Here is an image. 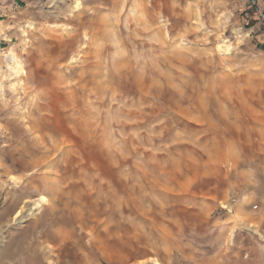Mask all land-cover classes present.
I'll return each instance as SVG.
<instances>
[{"label":"rangeland","instance_id":"obj_1","mask_svg":"<svg viewBox=\"0 0 264 264\" xmlns=\"http://www.w3.org/2000/svg\"><path fill=\"white\" fill-rule=\"evenodd\" d=\"M247 5L0 0V264H227L256 237Z\"/></svg>","mask_w":264,"mask_h":264},{"label":"crops","instance_id":"obj_2","mask_svg":"<svg viewBox=\"0 0 264 264\" xmlns=\"http://www.w3.org/2000/svg\"><path fill=\"white\" fill-rule=\"evenodd\" d=\"M259 201L257 211H245V217L255 221L254 225L247 226V230L252 239L253 234L256 237L235 242L232 246L233 256L229 257L227 264H264V195Z\"/></svg>","mask_w":264,"mask_h":264},{"label":"built area","instance_id":"obj_3","mask_svg":"<svg viewBox=\"0 0 264 264\" xmlns=\"http://www.w3.org/2000/svg\"><path fill=\"white\" fill-rule=\"evenodd\" d=\"M244 23L247 26L258 24L264 32V3L262 0H248Z\"/></svg>","mask_w":264,"mask_h":264}]
</instances>
